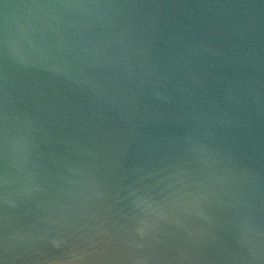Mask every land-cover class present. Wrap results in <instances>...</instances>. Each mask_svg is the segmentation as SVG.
Listing matches in <instances>:
<instances>
[{
	"label": "water",
	"instance_id": "95a60500",
	"mask_svg": "<svg viewBox=\"0 0 264 264\" xmlns=\"http://www.w3.org/2000/svg\"><path fill=\"white\" fill-rule=\"evenodd\" d=\"M0 264H264V0H0Z\"/></svg>",
	"mask_w": 264,
	"mask_h": 264
}]
</instances>
